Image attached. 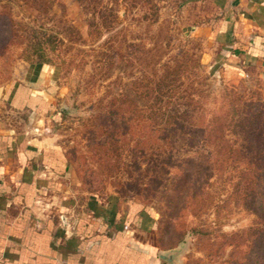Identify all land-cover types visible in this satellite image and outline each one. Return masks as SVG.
<instances>
[{"label":"rangeland","instance_id":"rangeland-1","mask_svg":"<svg viewBox=\"0 0 264 264\" xmlns=\"http://www.w3.org/2000/svg\"><path fill=\"white\" fill-rule=\"evenodd\" d=\"M181 1L0 0V134L63 149L83 197L150 211L176 264H264V83L214 68ZM43 66L46 108L4 99Z\"/></svg>","mask_w":264,"mask_h":264},{"label":"crops","instance_id":"crops-1","mask_svg":"<svg viewBox=\"0 0 264 264\" xmlns=\"http://www.w3.org/2000/svg\"><path fill=\"white\" fill-rule=\"evenodd\" d=\"M211 42L213 67L256 70L264 83V0H182ZM31 72V71H30ZM30 74V73H28ZM50 69L2 91L16 109L46 108ZM70 160L48 140L0 134V264H167L148 236L155 216L113 198L80 195ZM64 221L70 226L64 227Z\"/></svg>","mask_w":264,"mask_h":264},{"label":"trees","instance_id":"trees-1","mask_svg":"<svg viewBox=\"0 0 264 264\" xmlns=\"http://www.w3.org/2000/svg\"><path fill=\"white\" fill-rule=\"evenodd\" d=\"M192 107L194 108V109H192L193 112L199 110V108H196L197 107V104H193ZM189 116L191 117V116H193V114L192 115H189ZM194 126H196L197 128H200L199 130H200L201 133L203 132V130H202V126L203 125L195 124ZM209 130H211V128ZM197 132H198V130H197ZM195 133H196V131H195ZM177 160H179V159H177ZM183 160L184 161H189L188 158L183 159ZM170 163L171 164H175L176 167L178 168V171H177L178 174H177V177H176V180H175V183H176L175 184V189L178 190V195L177 196L180 197V196L187 195V193L190 191V189H192L194 187V183L192 182V179H191V172H187L188 171L187 167H184L181 164L180 161H177L176 162L173 159V157H171ZM170 200L171 201H174L176 199L174 197V200L173 199H170Z\"/></svg>","mask_w":264,"mask_h":264},{"label":"water","instance_id":"water-1","mask_svg":"<svg viewBox=\"0 0 264 264\" xmlns=\"http://www.w3.org/2000/svg\"><path fill=\"white\" fill-rule=\"evenodd\" d=\"M67 221H64V217H63V225L64 227L67 226ZM177 254L178 251L175 249H170V250H166V251H161L159 253V257L162 261L166 262L167 264H176L177 263Z\"/></svg>","mask_w":264,"mask_h":264}]
</instances>
